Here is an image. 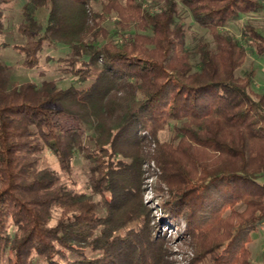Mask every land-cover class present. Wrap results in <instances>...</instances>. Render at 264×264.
<instances>
[{"label": "trees", "instance_id": "1", "mask_svg": "<svg viewBox=\"0 0 264 264\" xmlns=\"http://www.w3.org/2000/svg\"><path fill=\"white\" fill-rule=\"evenodd\" d=\"M12 1L0 0V37ZM179 3L216 44L199 45L195 72ZM262 9L264 0H26L15 46L22 66L38 69L45 47L68 46L60 67L81 87L11 85L0 59V264H167L141 197L148 159L163 171L169 223L186 224L193 264H252L246 245L264 221V93H250L255 70L236 76L246 49L221 29ZM112 17L119 40L103 26ZM244 35L264 57V35L250 25ZM171 125L174 141L161 142ZM45 150L66 174L76 154L87 160L91 194L42 169ZM239 202L240 220L221 221Z\"/></svg>", "mask_w": 264, "mask_h": 264}, {"label": "rangeland", "instance_id": "2", "mask_svg": "<svg viewBox=\"0 0 264 264\" xmlns=\"http://www.w3.org/2000/svg\"><path fill=\"white\" fill-rule=\"evenodd\" d=\"M25 2L26 0H13L9 5L6 11L4 34L0 37L1 42L7 44L6 48L0 50V59L3 64L10 68L9 81L11 85L16 82L23 83L26 81H33L41 85L43 81H54L59 88L63 89L69 86L81 87L75 77L65 74L60 67L59 61L70 56L71 50L68 46L54 45L45 47L42 53L41 66L38 69L28 70L22 66L23 55L15 49V46L23 43V39L17 33V26L21 19L22 6ZM146 2L148 5H154V0H146ZM94 10L101 12V6L94 5ZM177 22L185 26L187 34L186 45L191 54V64L194 72L198 71L200 58L197 48L201 43L206 42L211 49H216V44L209 30L196 24L191 13L180 3L178 5ZM248 25L264 35V9L251 14L234 16L221 31L239 40L245 47L246 60L242 67L237 70L236 76L243 78L247 72L255 70L256 77L250 87V93L253 97H256V95L264 93V57L258 55L254 46L246 39L244 30ZM103 26L110 33L108 39H120L119 34L116 35L118 27L116 26L115 17L108 19ZM131 34H134V31H131ZM103 42H108V40H101V43ZM141 135L147 139L146 151L150 155L154 154L156 144L153 142V138L147 132H142ZM174 137V125H171L159 135L161 142H173ZM40 167L56 171L61 178V183L68 189L91 194L89 189L90 164L80 154L75 155L70 174L61 171L57 158L49 150H45L42 153ZM143 171L144 181L140 190L143 206L149 211V217L154 227L153 233L165 240L168 256L166 258L168 260L167 264H193L197 256L192 241L185 235V222L181 220L178 225H171L168 221V213L161 207V202L168 197V187L161 179L163 171L153 159L145 161ZM261 181L264 182L263 180ZM95 199L97 202L102 200L99 196H95ZM245 211V203H236L222 212L220 220L225 221L233 218L239 221L240 219L236 217V214H242ZM56 216H58L57 213ZM164 219H166L165 222ZM215 229L211 230L210 235L217 234ZM15 231V227L10 225L9 232L12 236ZM223 238L225 237L222 236L221 239ZM250 238L251 241L246 246L251 254V263L264 264V229L261 224L251 234ZM6 260L7 257L5 258V264H7ZM34 264L41 263L38 259H35Z\"/></svg>", "mask_w": 264, "mask_h": 264}, {"label": "built area", "instance_id": "3", "mask_svg": "<svg viewBox=\"0 0 264 264\" xmlns=\"http://www.w3.org/2000/svg\"><path fill=\"white\" fill-rule=\"evenodd\" d=\"M261 225H262V227H263V229H264V221L261 223Z\"/></svg>", "mask_w": 264, "mask_h": 264}]
</instances>
